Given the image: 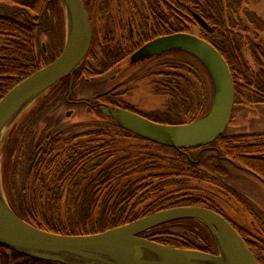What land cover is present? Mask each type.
Segmentation results:
<instances>
[{
  "label": "rangeland",
  "instance_id": "374dc122",
  "mask_svg": "<svg viewBox=\"0 0 264 264\" xmlns=\"http://www.w3.org/2000/svg\"><path fill=\"white\" fill-rule=\"evenodd\" d=\"M87 1L90 4V9L86 8L92 25L93 50L89 62L95 70H99L108 63L104 51L122 49L127 36L132 33L136 39L137 30L130 19L137 11L142 18L148 14V9L145 0ZM247 7L264 20V0H248ZM61 8L64 21H61ZM18 12L20 8L11 1H0V14ZM41 20L46 29L38 32L35 42L39 51L43 50L46 59L51 62L62 52L70 30L64 1L44 0ZM150 26L153 27L152 23ZM189 33L201 36L200 26H193ZM249 34L255 44L264 40V31L258 33L253 26H250ZM244 57L254 68L248 48ZM72 78L69 85H60L58 81L36 95L29 106H21L5 123L9 124V128L0 151V186L13 211L21 212L23 204L30 212L36 211V186L41 179L45 186L42 200L45 211L50 210L52 216L56 212L62 220L56 224L66 225L68 187L73 170H67L70 162L65 163L63 157L56 154L73 145L83 151L97 150L103 145L107 146L106 152L114 153L109 163L124 168L123 173L134 170L139 159L153 164L168 163L174 159L182 160L188 168L211 177L212 181H206L179 175L177 185L166 187L160 194L159 191H151L166 179L161 177L160 170L136 174L133 177H144L146 184L144 190L138 193V196L146 195L137 204L139 216L148 203L162 195L176 194L175 191L179 190L183 194L202 197L208 202L207 206L215 204L246 233L248 239L257 243L264 241V180L224 158L223 153L217 150L216 140L203 149L193 148L178 158L172 147L150 141L119 125L118 118L104 110L106 106L96 108L87 103L99 94L108 93L109 104L113 107L107 108L126 109L167 124L205 117L215 100V84L211 72L197 56L180 48L143 58H134L132 54L103 73L92 74L88 78ZM239 100L234 104L231 120L223 134L229 137L242 135L247 139L264 137V102L246 98ZM93 180L91 176L78 187L73 198L75 203L95 197L93 193L100 185ZM92 185L98 187L92 188ZM48 201L49 207L45 205ZM23 218L30 222L27 216L23 215ZM184 221L157 225L147 232V236L158 240L172 236L187 238L197 247L213 245L215 253L224 256L220 247L218 250L216 241L211 242L210 235L213 233L203 221L190 224ZM91 222L86 221L87 228ZM64 257L75 264H87L79 262V254L67 253ZM42 260L32 258L22 249L0 244V264H51Z\"/></svg>",
  "mask_w": 264,
  "mask_h": 264
},
{
  "label": "trees",
  "instance_id": "16d2710c",
  "mask_svg": "<svg viewBox=\"0 0 264 264\" xmlns=\"http://www.w3.org/2000/svg\"><path fill=\"white\" fill-rule=\"evenodd\" d=\"M0 1H11L20 8V12L18 13L0 14L1 99L19 80L36 69L45 66L49 61L46 59L45 52L43 50L39 51L35 42L38 32L46 29L43 20H41V8L44 0ZM85 3L86 7L90 9L89 2L85 0ZM145 4L148 14L143 15L141 18L140 12L136 9L137 12L133 13V17L130 19L131 25L137 30L136 39L130 34L127 36L122 49L116 52L104 51V58L108 63H105V66L99 70H95L89 62V59L93 57V50L91 49L81 67L74 71L72 79H75V77L88 78L92 74L103 73L127 56L134 54L148 41L160 35L175 32H190L193 26L199 25L201 36L214 44L229 64L235 83V102L240 101L239 99L242 98L254 102H264V40H260V43L255 44L249 34L250 26H253L258 33L263 32L264 20L255 12L248 9V0H145ZM60 12L61 21H64L62 8ZM150 23H152L153 27L150 26ZM150 27L152 28L151 33ZM246 48L251 52L254 68L244 57ZM71 77L67 76L63 78L59 84H70ZM109 97L108 93L99 94L96 96V100L109 103ZM148 118L156 122L165 123L151 117ZM187 122L190 121L171 122L169 124ZM118 123L123 127L120 122ZM216 141L219 146L217 150L223 153L224 158L251 171L264 180L263 136L247 139L242 135L230 137L222 135ZM204 147L196 149H203ZM106 148L107 146L102 145L97 150L94 148L90 151H83L80 147L73 145L63 148L56 154L58 157H63L62 159L65 163L70 162L67 170L77 171L79 168L75 173L72 171V176H70L71 182L68 187L69 202L66 208V225L61 226L60 224H56L62 221L55 214L56 212L52 216L50 210L49 212L45 211L42 201L45 186L41 179H39L36 186V211L30 212L24 204L22 205L21 212L15 211L22 217L23 215L27 216L30 222L46 230L64 234H83L103 231L162 208L175 205L208 203L200 196L183 194L179 190H176V194L162 195L158 200L148 203L143 209L144 211L141 212L142 215L140 214L139 216L136 207L138 203L145 199L146 195L138 196V193L144 190L146 184H144V177L134 178L133 176L136 174L160 170L162 172L161 177L166 179L159 182L154 188H151V191H159L160 194L166 187L177 185L176 178L179 175H187L206 181H212L211 177H208L201 171L188 168L182 160L178 161L174 159H170L168 163L159 162L155 164L148 160L139 159L135 163L134 170L130 173H123L124 168H119L117 164L113 165L109 163L110 156H113L114 153L106 152ZM172 148L178 158L180 155L186 154L189 150L193 149ZM151 157H154V155H151ZM91 176L94 179L93 181L100 185V187L91 186L92 188L98 187V192L93 193L95 195L94 198L83 199L81 202L75 203L73 200L75 192ZM45 205L51 206L49 201ZM73 206H75L74 209ZM209 206L223 213L215 204H210ZM223 214L227 216L225 213ZM88 220L92 221L89 228H87L86 224ZM179 221L190 224L199 220L180 218L160 224V226ZM233 224L246 238L260 264H264V241L253 242L247 238L246 233L238 225L234 222ZM152 229L154 228L148 231ZM205 229L209 231L207 227ZM210 238L211 242L215 243V238L212 234ZM158 241L177 247L200 248L205 251L216 252L213 245L208 244L203 247H197L187 238H180L179 236L159 239ZM42 261L50 262L47 260ZM54 263L67 264L62 262Z\"/></svg>",
  "mask_w": 264,
  "mask_h": 264
},
{
  "label": "water",
  "instance_id": "95a60500",
  "mask_svg": "<svg viewBox=\"0 0 264 264\" xmlns=\"http://www.w3.org/2000/svg\"><path fill=\"white\" fill-rule=\"evenodd\" d=\"M63 1L71 21L65 46L54 60L19 80L1 97L0 132L21 106L72 75L91 49L92 25L84 1ZM176 48L197 56L211 72L215 100L205 117L188 123L167 124L126 109L105 107L104 110L112 112L123 126L150 141L174 148H199L216 140L229 124L235 104V83L229 64L217 47L202 36L189 32L158 36L139 48L134 58ZM179 218L203 221L224 256L201 249L170 246L143 236V232ZM0 244L22 249L34 258L67 264H75L64 257L67 253L90 259L87 264H216L220 258L222 264H260L244 236L230 220L204 205L162 208L103 231L64 234L28 222L7 203V208L0 207ZM147 251L155 253L158 258H147Z\"/></svg>",
  "mask_w": 264,
  "mask_h": 264
},
{
  "label": "bare ground",
  "instance_id": "6f19581e",
  "mask_svg": "<svg viewBox=\"0 0 264 264\" xmlns=\"http://www.w3.org/2000/svg\"><path fill=\"white\" fill-rule=\"evenodd\" d=\"M69 29H71V21L69 19ZM35 99V97H33L31 100H29L25 105H24V108H26L27 106H29L33 100ZM8 128H9V124L5 125V127H3V129L1 130L0 132V151H1V146L3 144V141L6 137V134H7V131H8ZM0 207L2 208H7V203H6V200L2 194V191H1V186H0ZM147 258H151V259H154V258H158V256L151 252V251H147ZM111 258V257H110ZM80 263H86V262H89L87 259L85 258H81V260L79 261ZM222 260L220 258V260L218 262H216V264H222Z\"/></svg>",
  "mask_w": 264,
  "mask_h": 264
},
{
  "label": "flooded vegetation",
  "instance_id": "af4514ba",
  "mask_svg": "<svg viewBox=\"0 0 264 264\" xmlns=\"http://www.w3.org/2000/svg\"><path fill=\"white\" fill-rule=\"evenodd\" d=\"M133 34L134 33H132L131 35L133 36ZM44 49H45V46H44ZM72 76H73V74H72ZM111 102V101H110ZM109 102V103H110ZM87 103H89V104H91V106H94V107H96V108H101V107H113V106H111L109 103H103V102H100V101H97L96 99H94L92 102H87ZM224 135V134H223ZM195 205H204V206H207L206 204H195ZM175 206H179V205H175ZM207 207H210V208H212L211 206H207ZM212 209H214V208H212ZM214 210H216V209H214ZM217 212H219L218 210H216ZM219 213H221V212H219ZM222 215H224L223 213H221ZM225 216V215H224ZM228 220H229V218L227 217V216H225ZM195 219V218H194ZM197 220H199V219H197ZM230 222L233 224V222L230 220ZM166 223V222H165ZM172 223V222H171ZM162 224H164V223H162ZM169 224V223H168ZM234 225V224H233ZM235 226V225H234ZM156 227V226H155ZM155 227H153V228H155ZM236 227V226H235ZM237 228V227H236ZM239 231V230H238ZM147 232H148V230L147 231H145V232H143V236H146V237H148L147 236ZM240 232V231H239ZM150 238V237H149ZM180 238H182V237H180ZM245 238V237H244ZM151 239H154V238H151ZM246 239V238H245ZM156 240V239H155ZM158 241V240H157ZM247 241V240H246ZM160 242V241H159ZM248 243V242H247ZM169 245V244H168ZM170 246H172V245H170ZM175 247H177V246H175ZM183 248H187V247H183ZM195 249H200V248H195ZM202 250V249H201ZM253 251V250H252ZM254 252V251H253ZM255 253V252H254ZM256 255V254H255ZM257 257V256H256ZM258 259V258H257ZM50 263L51 264H56V263H54V261H50Z\"/></svg>",
  "mask_w": 264,
  "mask_h": 264
}]
</instances>
